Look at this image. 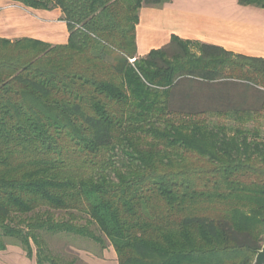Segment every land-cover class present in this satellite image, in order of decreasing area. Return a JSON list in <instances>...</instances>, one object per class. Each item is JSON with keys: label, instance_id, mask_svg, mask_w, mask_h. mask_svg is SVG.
I'll return each instance as SVG.
<instances>
[{"label": "trees", "instance_id": "obj_1", "mask_svg": "<svg viewBox=\"0 0 264 264\" xmlns=\"http://www.w3.org/2000/svg\"><path fill=\"white\" fill-rule=\"evenodd\" d=\"M9 1L60 9L68 39L0 38V252L71 264L43 236H74L118 264H253L264 59L176 36L137 58L139 9L169 0Z\"/></svg>", "mask_w": 264, "mask_h": 264}, {"label": "crops", "instance_id": "obj_2", "mask_svg": "<svg viewBox=\"0 0 264 264\" xmlns=\"http://www.w3.org/2000/svg\"><path fill=\"white\" fill-rule=\"evenodd\" d=\"M172 36L217 46L234 56L264 59V10L239 5L238 0H169L160 7L139 9L135 26L137 58L167 45ZM0 38H30L63 45L68 30L60 9H31L0 0ZM111 257L116 260L114 251ZM25 259L27 264H35L34 258Z\"/></svg>", "mask_w": 264, "mask_h": 264}, {"label": "rangeland", "instance_id": "obj_3", "mask_svg": "<svg viewBox=\"0 0 264 264\" xmlns=\"http://www.w3.org/2000/svg\"><path fill=\"white\" fill-rule=\"evenodd\" d=\"M257 122L262 130L264 120L256 119L254 123ZM252 126L253 124L250 123L247 127L251 128ZM80 223L83 224V222ZM43 238L49 253L62 263L118 264L111 257L113 251L107 242L104 243L103 249L98 244L80 237H50L44 235ZM263 245L264 243L261 244V248ZM34 250L35 248L33 247ZM0 264H27V262L24 253L19 247L8 246L4 252H0Z\"/></svg>", "mask_w": 264, "mask_h": 264}, {"label": "water", "instance_id": "obj_4", "mask_svg": "<svg viewBox=\"0 0 264 264\" xmlns=\"http://www.w3.org/2000/svg\"><path fill=\"white\" fill-rule=\"evenodd\" d=\"M253 264H264V245L256 253Z\"/></svg>", "mask_w": 264, "mask_h": 264}, {"label": "built area", "instance_id": "obj_5", "mask_svg": "<svg viewBox=\"0 0 264 264\" xmlns=\"http://www.w3.org/2000/svg\"><path fill=\"white\" fill-rule=\"evenodd\" d=\"M130 62L132 63V62H133V60H130Z\"/></svg>", "mask_w": 264, "mask_h": 264}]
</instances>
